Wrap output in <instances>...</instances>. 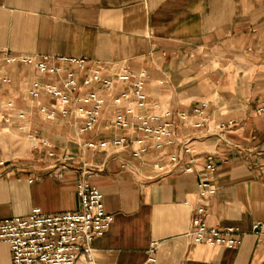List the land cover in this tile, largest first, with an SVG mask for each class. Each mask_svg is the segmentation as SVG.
<instances>
[{
  "label": "crops",
  "instance_id": "crops-1",
  "mask_svg": "<svg viewBox=\"0 0 264 264\" xmlns=\"http://www.w3.org/2000/svg\"><path fill=\"white\" fill-rule=\"evenodd\" d=\"M39 55L85 58L86 69L98 60L106 74L144 71L147 110L172 114L176 143L141 157L130 146L88 148L90 141L142 136L112 125L121 110L110 102L85 133L74 117L42 119L36 107L50 99L34 100L30 89L51 78L6 61ZM0 99V222L34 208L77 211L86 169L113 218L93 242L96 264H143L154 242L158 264H264V0H0ZM23 109L32 110L25 120ZM196 109L209 118L204 127L194 126ZM188 140L191 154L184 153ZM173 153L182 157L178 167L170 165ZM209 155L217 193L206 221L239 228L236 249L188 236ZM0 264H12L6 242Z\"/></svg>",
  "mask_w": 264,
  "mask_h": 264
},
{
  "label": "built area",
  "instance_id": "built-area-1",
  "mask_svg": "<svg viewBox=\"0 0 264 264\" xmlns=\"http://www.w3.org/2000/svg\"><path fill=\"white\" fill-rule=\"evenodd\" d=\"M6 61L33 67L40 75L51 78L48 82L35 80L30 89V96L34 100L44 97L50 99L49 103L36 107V112L42 119L54 121L59 117H74L81 121L80 132L85 133L96 128L104 108L110 102L113 107L121 110L114 115L112 125L116 128H131L142 134L135 139L122 136L90 141L85 144L90 149H120L130 146L133 156L141 157L150 150L163 152L176 143L172 114H157L147 110V75L144 71L119 70L106 74L105 67L98 60H93L92 65L86 69L88 61L85 58L49 55L6 56ZM84 71L85 75L80 80V73ZM1 81L8 80L3 77ZM96 87L105 92L107 97L100 94ZM4 106L13 108V103L6 101ZM259 111L264 112V107ZM31 113L32 110L23 109L18 112V117L25 120ZM195 115L198 117L195 127L208 124L209 118L202 109H196ZM179 117L184 120L187 115L181 113ZM218 127L223 130L226 125L220 123ZM42 144L50 147L46 141ZM184 153H192L189 140L185 142ZM49 156L53 157L54 153L50 152ZM181 160L182 157L175 153L169 158L173 167H178ZM3 164L4 161H0V165ZM216 170L213 157L207 156L198 184V204L192 211V228L188 236L195 243L236 249L243 239L239 228L211 227L206 221L207 206L217 193ZM184 171L190 172L192 167L186 166ZM87 173L88 170L82 169L77 183V211L48 214L40 208H34L27 216L12 217L0 222V242L9 245L12 264H78L81 258L87 264H96L93 242L104 235L113 218L105 210L100 189L86 181ZM258 228L259 224L256 223L253 229L256 231ZM158 248L159 243L154 242L147 250L143 264H158Z\"/></svg>",
  "mask_w": 264,
  "mask_h": 264
}]
</instances>
